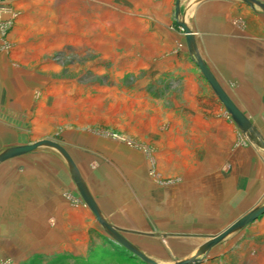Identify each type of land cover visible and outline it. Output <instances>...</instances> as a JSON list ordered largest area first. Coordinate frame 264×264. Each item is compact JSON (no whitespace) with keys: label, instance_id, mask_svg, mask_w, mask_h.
I'll return each mask as SVG.
<instances>
[{"label":"rangeland","instance_id":"374dc122","mask_svg":"<svg viewBox=\"0 0 264 264\" xmlns=\"http://www.w3.org/2000/svg\"><path fill=\"white\" fill-rule=\"evenodd\" d=\"M176 20V0H0V153L61 144L119 227L110 223L159 264H264V216L202 252L264 205V149L203 79ZM245 110L264 140V101ZM20 159L0 165V203L39 204L1 230L0 264H146L98 223L60 153ZM242 171L260 175L245 192Z\"/></svg>","mask_w":264,"mask_h":264},{"label":"crops","instance_id":"0c3cea01","mask_svg":"<svg viewBox=\"0 0 264 264\" xmlns=\"http://www.w3.org/2000/svg\"><path fill=\"white\" fill-rule=\"evenodd\" d=\"M259 1L264 3V0ZM180 15L181 19H179ZM176 19V23L177 21L184 22L191 29L196 41V53L200 55L232 101L250 119L253 115L248 114L245 110L248 108V104L255 101H264V78L262 79L264 76L262 73L264 70V58H262L264 54V15L256 9V6H248L241 0H180V13L178 16L176 15ZM183 41L188 50V55L191 57L185 33L183 35ZM225 85L233 86L236 98L231 96L225 88ZM20 158L22 157L12 159V161ZM257 159L258 161L261 160L259 157ZM255 161L256 159L254 157L249 162L236 159L234 163L238 166H252L255 164ZM242 172L244 174L236 175L235 177L238 187L240 186L243 192H245L246 188H252L254 183H259V174L254 175L252 173ZM105 173L103 174L104 179L105 177L109 179L110 175L109 177L108 175L105 176ZM104 179L102 180L105 182ZM109 181L112 182V184L109 183L108 185L111 190H114V184L116 190L119 189L117 181L115 183H113V180L109 179ZM261 182L262 184L264 183V181ZM30 187L32 188V182L24 190H28ZM22 188L19 187L18 190ZM88 188L100 207L101 212L103 215H106L107 211L103 208L104 201H100L90 184H88ZM26 193L31 194L28 191ZM113 198L112 202L115 201L119 206L123 202L118 195H114ZM36 200L32 202L28 198L27 202L23 201V207H21L20 203L14 201L11 197L7 201L9 203L7 209H5V202L0 203V239H3L1 240L3 245L1 246L0 244V259H4L5 257L4 245L7 243L5 233L2 231L19 228L20 226H17L19 222H16L18 219L13 214H23V211L29 212L30 210H35L39 204ZM40 202H42V205L44 204L43 206L50 205L49 213H52V198H48L45 195L40 198ZM18 209L20 210L18 211ZM7 214H12V216H7ZM80 215L82 216L79 217L82 223L84 216L82 210ZM105 218L117 226L116 217L106 215ZM28 222L24 228H30ZM35 222L34 229H36ZM77 223H80L79 220ZM82 226L80 224L81 229H83ZM9 242L13 244L14 240Z\"/></svg>","mask_w":264,"mask_h":264},{"label":"water","instance_id":"95a60500","mask_svg":"<svg viewBox=\"0 0 264 264\" xmlns=\"http://www.w3.org/2000/svg\"><path fill=\"white\" fill-rule=\"evenodd\" d=\"M245 4L251 7H258L264 13V3L259 0H241ZM180 13V0H177L176 3V15L178 16ZM180 25L182 30L186 35V42L190 52V55L199 68L200 72L202 73L204 79L207 81L209 86L211 87L213 93L218 98L220 103L226 109V112L230 115L232 121L236 125V127L241 131L243 135H245L251 142L260 146L264 149V140L262 139L261 134L250 121V119L237 107V105L232 101L226 91L223 89L221 84L218 82L216 77L213 75L211 70L208 66L204 63L200 55L196 53V41L193 32L187 26L186 23L177 21ZM48 147L51 148L58 153H60L70 171L71 177L78 189V192L84 201L85 205L90 209L98 223L105 229L106 233L118 243V245L125 249L127 252L132 254L133 256L139 258L146 264H159L156 261L148 258L145 256L141 251H139L130 241H128L120 231L114 227L103 215L101 212L100 207L98 206L96 200L92 196L80 170L78 169L74 159L69 154V152L59 143L52 141V140H42L36 143L25 144V145H18L13 146L2 153H0V165L10 161L12 159H16L19 157L26 156L40 148ZM264 216V205L254 209L227 229H225L220 234L216 235L215 237L211 238L203 247L202 252H209L214 246L221 243L223 240L228 238L230 235L235 233L236 231L243 229L245 227L250 226L253 224L257 219H260ZM202 260L198 257H193L188 260H184L175 264H197L200 263Z\"/></svg>","mask_w":264,"mask_h":264}]
</instances>
